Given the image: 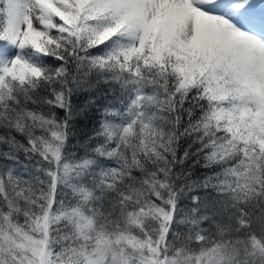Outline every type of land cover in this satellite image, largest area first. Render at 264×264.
I'll return each instance as SVG.
<instances>
[{
	"label": "snow or ice",
	"instance_id": "1",
	"mask_svg": "<svg viewBox=\"0 0 264 264\" xmlns=\"http://www.w3.org/2000/svg\"><path fill=\"white\" fill-rule=\"evenodd\" d=\"M0 264H264V0H0Z\"/></svg>",
	"mask_w": 264,
	"mask_h": 264
}]
</instances>
